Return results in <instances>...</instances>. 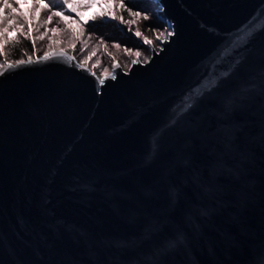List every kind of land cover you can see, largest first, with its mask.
<instances>
[{"label":"water","instance_id":"1","mask_svg":"<svg viewBox=\"0 0 264 264\" xmlns=\"http://www.w3.org/2000/svg\"><path fill=\"white\" fill-rule=\"evenodd\" d=\"M154 2L150 63L0 77V264H264V0Z\"/></svg>","mask_w":264,"mask_h":264},{"label":"snow or ice","instance_id":"2","mask_svg":"<svg viewBox=\"0 0 264 264\" xmlns=\"http://www.w3.org/2000/svg\"><path fill=\"white\" fill-rule=\"evenodd\" d=\"M98 0H59V8L57 9L54 4L48 2V0H31L30 8L32 10V15L29 16L26 12L17 11L22 4L29 3V0H0V55H4V62L0 63V77H3L6 73H9L12 69L22 68L25 65L39 64L45 61H51L55 59H65L68 61H75L76 57L71 55L66 50L52 51V41L54 39L53 36L49 35V32H68L70 33V43L72 44L73 49L75 50L76 44L81 43V38L84 36V28L83 26L88 24L89 21H85L80 18L78 21L73 19L72 13H76L79 16L78 9L80 11L87 10V8L96 4ZM107 3L118 5L120 10L127 11L130 16L133 17L131 20H125L124 16L116 15L115 12H105L102 13V18H108L110 20L119 21L121 24L133 25L136 23V18L142 17L144 19H150L146 14L138 11H134L132 8L128 7L124 0H106ZM14 5L16 7H14ZM5 10H8V14L5 15ZM48 11L50 14L46 17V19L36 22V17L40 15L41 12ZM65 11L69 12V15H65ZM54 18H57L59 23H63L65 25L64 29H60L59 27L47 29L45 32L41 33L38 37L34 38L31 35V29H35L37 32L40 31L41 27L47 28ZM96 17H92L91 20H95ZM69 21L73 23H78L79 31L72 29ZM255 28V25L252 26L248 30L249 35H245V33H239L236 37H233L231 41L226 40L225 46L220 50L216 57V61L214 63L219 62V64H223L225 60L231 57L235 51L238 49H232V45L238 43L241 39H244L245 43L250 41V39L255 35V32L252 29ZM131 27H129V31H131ZM148 31H153L151 27L147 29ZM15 31L17 36L10 37V32ZM256 31H264V28L256 29ZM134 35L143 40V43L149 45L151 48H155L154 42L148 37L144 36L140 30H136ZM175 35L174 27L169 25L168 28H165L162 32L156 33V39L161 43H167L171 36ZM27 39L32 44V50L36 51V40L44 41L48 40V49L49 51L45 52L43 56L37 57L35 60L32 59L31 56H28L26 59H15L12 62H9L6 57L5 47L9 45V43H18L20 42V37ZM90 38V36H89ZM102 40V38H101ZM116 47H120L119 44L115 45ZM243 46V45H241ZM229 49H232L230 51ZM130 54V53H129ZM92 55H95L93 52ZM136 58L132 60V64L139 63H150V57H144L142 60V53L140 51L135 52ZM91 56H89L83 63H76L75 67L85 68L86 71L91 72L93 76H96V73L92 71L91 68H86L88 60H91ZM115 68H122V65L119 63L114 64ZM209 75H215L214 70L210 68ZM224 75H227L225 73ZM98 79V83L100 85H104L108 79L115 80L116 74L113 72L110 76L107 70H105L104 78ZM215 81H209L208 76H205L202 80L192 85L189 91L183 94L180 99L176 102L178 106H180L179 115H183L184 112L190 110L192 108L191 103H187L188 99L191 97L199 98L205 94V92H211L215 87Z\"/></svg>","mask_w":264,"mask_h":264},{"label":"rangeland","instance_id":"3","mask_svg":"<svg viewBox=\"0 0 264 264\" xmlns=\"http://www.w3.org/2000/svg\"><path fill=\"white\" fill-rule=\"evenodd\" d=\"M124 2L134 11L142 12L150 17V19H144L142 16L136 18L135 24L126 25L121 24L119 21L102 18V13L115 12L116 15L122 14L126 21L133 19V17L130 16L127 11L120 10L118 5L109 4L106 2V0H98L96 4L84 11H80L78 9L79 16H77L76 13H72L74 20L78 21L80 18H82L85 21H89L88 24L83 26L84 36L81 38V43H78L80 46L78 55L83 62L89 56H91L92 58L91 60H88V63L97 66L101 74H104L105 70H107L108 73L112 72L113 68L110 62L111 55H114L119 60L122 67H128L131 64L132 60L136 58L135 52L137 50L142 53V60L144 59V57H150L153 48H151L149 45L144 44L141 38H138L134 35V32L137 29L140 30L144 36L151 39L149 36L150 31L147 30L149 27H151L153 31H156L161 28L164 30L168 26L166 22H163L159 19L157 11H160V7L154 2V0H124ZM30 3L31 0H29V3L22 4L19 8H17V11L26 12L29 16H31L32 10L30 8ZM14 7L16 6L14 5ZM7 14L8 10H5V15ZM49 14L50 13L48 11L41 12L40 15L36 17V22H40L46 19ZM65 14L66 16L69 15L68 12H66ZM94 16L96 17V19L93 21L91 20V18ZM69 24L71 25L72 29L77 30V32L79 31L78 23L69 21ZM56 27L64 29L65 25L63 23H59L57 18H54V20L49 25H47V28L41 27L39 32H37L34 28L31 29V35L36 38L47 29ZM129 27H131V31H129ZM13 33L16 32H10V34ZM49 35L54 37L52 41V50L71 44L70 33L68 32H49ZM151 40L154 42L155 48L156 46L160 47L158 41H156L155 39ZM48 43L49 42L47 39H45L44 41H40L37 39L35 46L36 51H33L32 44L29 42L28 48H30L31 52L22 53L21 57H33L49 51ZM117 44H119L120 47H116L115 45ZM9 51L10 47L9 45H7L5 47V53L8 61L11 60L8 57ZM93 52L95 53V55H92ZM4 58V55H0V63L4 62Z\"/></svg>","mask_w":264,"mask_h":264},{"label":"bare ground","instance_id":"4","mask_svg":"<svg viewBox=\"0 0 264 264\" xmlns=\"http://www.w3.org/2000/svg\"><path fill=\"white\" fill-rule=\"evenodd\" d=\"M156 4H157V3H156ZM157 12H159V10H158ZM168 27H169V25L167 26V28H168ZM162 31H163L162 28L159 29V30H156V31H150V35H149V36H150L151 39H155L156 41H158V44H160V41L156 39V33H157V32H162ZM79 49H80V46H79V44L77 43V44H76V48H75V50L73 49L72 44H69V45H66V46H63V47H60V48L53 49L52 51L66 50V51H68L71 55L75 56V57H76V60H77L79 63H83V61H81V59H80V57H79V55H78V54H79ZM155 49H158V47L156 46ZM110 57H111V58H110V60H111L110 62H111V66H112V68H114V64H115V63H119V64H120L119 60H118L114 55H111ZM86 68H91L92 71H94V72L96 73V76H98L99 78H104V74H101V73H100V71H99V69H98L97 66L92 65V64H90V63H87ZM122 68H123L124 70L127 69L126 66H124V67H122Z\"/></svg>","mask_w":264,"mask_h":264},{"label":"trees","instance_id":"5","mask_svg":"<svg viewBox=\"0 0 264 264\" xmlns=\"http://www.w3.org/2000/svg\"><path fill=\"white\" fill-rule=\"evenodd\" d=\"M48 2L54 4L57 9L60 6L59 0H48ZM66 12L68 11H65V13ZM15 36H17V33L10 34V37H15ZM28 43L29 42L22 37H20V42L18 43H9L10 51L8 52V57L11 59V61H14L15 59H21L22 53L31 52L30 48H28Z\"/></svg>","mask_w":264,"mask_h":264}]
</instances>
